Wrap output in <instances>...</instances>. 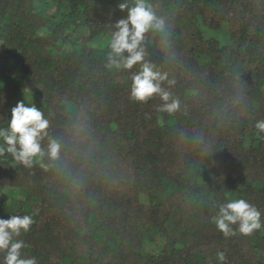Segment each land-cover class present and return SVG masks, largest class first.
Returning a JSON list of instances; mask_svg holds the SVG:
<instances>
[{"label": "trees", "instance_id": "1", "mask_svg": "<svg viewBox=\"0 0 264 264\" xmlns=\"http://www.w3.org/2000/svg\"><path fill=\"white\" fill-rule=\"evenodd\" d=\"M122 2L0 0V127L24 95L49 122L30 166L0 155V218L37 213L20 237L37 264H264V228L212 223L229 197L264 221V0H147L168 34H145V59L175 81L174 113L129 98L139 65L108 64Z\"/></svg>", "mask_w": 264, "mask_h": 264}, {"label": "clouds", "instance_id": "2", "mask_svg": "<svg viewBox=\"0 0 264 264\" xmlns=\"http://www.w3.org/2000/svg\"><path fill=\"white\" fill-rule=\"evenodd\" d=\"M118 8L120 11L126 9L127 16L114 25L107 56L109 66L130 70L139 65V70L131 75L129 98L136 103H145L156 95L163 102L160 111L176 112L180 108V101L162 87L165 81L169 85L175 81L169 80L167 73H162L146 61V51L142 46L145 34L150 30L167 38L165 19L156 14L147 0H123ZM48 127L49 122L42 111L31 100L26 102L24 95V99L11 109L7 127H0V155L9 153L14 160L30 166L33 158L45 154L41 140L47 136ZM255 127L264 132V120L258 121ZM60 150V143L49 140L47 155L51 160L59 159ZM216 208L212 223L224 237L237 233L247 236L264 228L261 213L243 198L229 197ZM36 214L34 211L31 214L10 215L8 219L0 218V264H37L34 257L25 255L23 250L27 244L20 238L30 230ZM217 259L223 262L224 253H218Z\"/></svg>", "mask_w": 264, "mask_h": 264}, {"label": "rangeland", "instance_id": "3", "mask_svg": "<svg viewBox=\"0 0 264 264\" xmlns=\"http://www.w3.org/2000/svg\"><path fill=\"white\" fill-rule=\"evenodd\" d=\"M215 36H219V33H212ZM6 201L11 202V199L9 197L6 198Z\"/></svg>", "mask_w": 264, "mask_h": 264}]
</instances>
